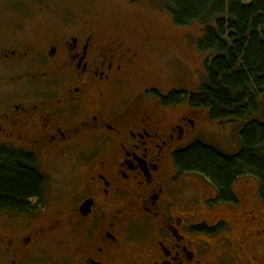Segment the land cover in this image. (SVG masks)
<instances>
[{"label": "flooded vegetation", "instance_id": "obj_1", "mask_svg": "<svg viewBox=\"0 0 264 264\" xmlns=\"http://www.w3.org/2000/svg\"><path fill=\"white\" fill-rule=\"evenodd\" d=\"M75 17L0 33V147L34 156L46 175L30 210L0 212V264H264V227L216 213L212 186L175 166L203 117L190 106L175 116L149 83L150 56L166 51L151 18L128 31ZM170 58V71H186Z\"/></svg>", "mask_w": 264, "mask_h": 264}, {"label": "trees", "instance_id": "obj_2", "mask_svg": "<svg viewBox=\"0 0 264 264\" xmlns=\"http://www.w3.org/2000/svg\"><path fill=\"white\" fill-rule=\"evenodd\" d=\"M169 13L177 28L188 27L194 22L203 25L204 36L198 41L197 48L200 53L208 55L205 59L207 79L195 92L170 87L166 91L168 94L161 96L163 104L196 109L203 117L197 121L198 128L205 116L217 122H244L241 131L239 128L237 131L239 145L236 149L227 150L196 138L175 153V166L183 177L188 176V179L195 182L202 179L212 186L218 198L214 201L208 198V204L217 202L216 213L226 216L236 212L244 226H249L251 230L262 229L264 0H170ZM163 33L173 34L182 49L183 42L190 46L185 38L182 40L177 37L176 31L171 27L163 29ZM154 58L151 56V60L155 62V71L150 74L149 83L156 85V80H159L157 74L164 71L158 67V64L162 66L161 62L157 64ZM35 159L27 152L0 147V212H26L31 208V201L40 197L45 187L46 175ZM244 177L255 178L257 188L254 190L249 185L237 189L236 182ZM192 185L195 186V183L192 182ZM237 192L249 193L252 199L249 208L239 204L236 200ZM183 198L182 202H187L189 206L195 203L193 200L190 202L188 196ZM253 216L257 220L248 222L249 217ZM259 221L263 222L261 227L251 226ZM256 245L259 243L256 242ZM261 247L264 248V241H261Z\"/></svg>", "mask_w": 264, "mask_h": 264}, {"label": "rangeland", "instance_id": "obj_3", "mask_svg": "<svg viewBox=\"0 0 264 264\" xmlns=\"http://www.w3.org/2000/svg\"><path fill=\"white\" fill-rule=\"evenodd\" d=\"M169 9L170 0H0V33H4L8 28L14 29L17 25L20 30H34L37 27L58 29L66 23L64 15L71 18L73 13L76 14V19L94 16L100 25H117L128 31L135 29L139 21L151 18L152 28L155 33L159 34L160 45L166 47L165 58L155 59L157 64L161 62L166 65L165 70L164 66L158 64V67L164 72L157 74L156 77L159 80H156V86L162 92H166L173 86L195 92L207 79L205 59L208 55L200 53L197 48L198 41L204 36V27L200 22H194L188 27L177 28L171 21ZM134 12L140 17V20L133 18ZM170 27L176 31L177 37L182 40L185 38L190 46L183 42V49L178 50L174 48L173 44H167L164 39L167 34L163 33V29ZM5 34H8V31ZM134 38L135 40L140 39L138 36ZM173 56H178L187 66L186 71H182L177 76V72L170 71L166 64V60L169 62L168 58ZM4 77L8 79L6 75ZM184 109L180 106L172 108L171 111L177 116L182 115ZM261 117L264 118L263 115ZM243 124L244 122L241 120L211 121L208 116H205L192 137L206 144L220 145L227 150L236 149L239 145L237 131L238 128L241 131ZM43 161L41 156L40 166L42 168L46 167V163ZM43 170L46 169L43 168ZM48 176L50 180L51 176ZM52 182L53 187L63 185L62 181L60 183L54 178L51 179ZM249 185H252L255 190L258 186L257 180L252 177H244L241 181L236 182L235 187L238 189L241 186Z\"/></svg>", "mask_w": 264, "mask_h": 264}]
</instances>
